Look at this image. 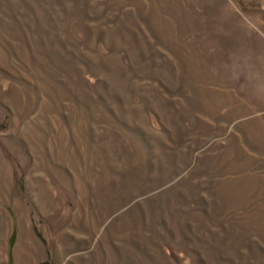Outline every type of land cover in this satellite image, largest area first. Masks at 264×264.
<instances>
[{"label": "rangeland", "instance_id": "obj_1", "mask_svg": "<svg viewBox=\"0 0 264 264\" xmlns=\"http://www.w3.org/2000/svg\"><path fill=\"white\" fill-rule=\"evenodd\" d=\"M2 182L71 264H264V0H0Z\"/></svg>", "mask_w": 264, "mask_h": 264}, {"label": "crops", "instance_id": "obj_2", "mask_svg": "<svg viewBox=\"0 0 264 264\" xmlns=\"http://www.w3.org/2000/svg\"><path fill=\"white\" fill-rule=\"evenodd\" d=\"M2 189L4 182L0 184ZM22 201H16L10 210L5 203L0 205V264H45L46 260L49 264H71L67 244L63 247L61 242L47 241L48 230L43 226L46 215L30 200ZM36 218L42 222L40 227L35 224Z\"/></svg>", "mask_w": 264, "mask_h": 264}]
</instances>
